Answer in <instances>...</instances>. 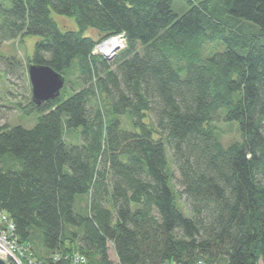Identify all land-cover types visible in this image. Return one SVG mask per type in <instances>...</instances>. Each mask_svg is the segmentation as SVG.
<instances>
[{"label":"trees","instance_id":"obj_1","mask_svg":"<svg viewBox=\"0 0 264 264\" xmlns=\"http://www.w3.org/2000/svg\"><path fill=\"white\" fill-rule=\"evenodd\" d=\"M10 1L0 48L39 35L25 65L65 84L18 100L33 125L0 122V225L39 264H264V0ZM120 33L112 58L94 51ZM219 116L240 139L221 141Z\"/></svg>","mask_w":264,"mask_h":264},{"label":"rangeland","instance_id":"obj_2","mask_svg":"<svg viewBox=\"0 0 264 264\" xmlns=\"http://www.w3.org/2000/svg\"><path fill=\"white\" fill-rule=\"evenodd\" d=\"M0 3H4L7 6H10L11 1L10 0H0ZM188 4L184 0H173L172 1V8L173 10L181 14L184 11L187 10ZM1 15V13H0ZM52 15L55 17V19L59 22L61 28H74L76 27L74 18L63 13H58L56 11H52ZM87 34H91L95 38H99V33L94 28H88L86 30ZM119 36V35H118ZM120 37V36H119ZM39 38V35L37 34H26L24 36V39H9L5 40L1 44V54L3 55V58H0V122H8L10 124H16L21 123L26 126L33 125L36 121L35 114L28 115L25 112H22L16 107V104L18 100H22L23 102H26L28 100L29 92H31V83L29 80L27 65H25L24 60L28 55H32L34 52V44L36 40ZM121 38V37H120ZM118 41L120 42L119 47L115 49V51L110 54L106 55L107 53L101 51V46L104 44V40L100 41L103 42L98 48V52L105 55L107 58H112L116 52L124 47L125 45V39L122 38V42L117 37ZM106 40V39H105ZM8 62V63H7ZM8 65V67L6 66ZM12 66V67H9ZM75 84H77L76 76L71 77ZM71 85V82H69ZM68 83H66V86L63 89V93L70 92L71 87ZM126 120V119H125ZM214 123L216 125V129L218 131L219 138L221 141L225 144L232 142L236 139H240V132L237 128L236 123L229 122L227 120H224L223 117H218L216 120H214ZM126 125V124H125ZM129 123L127 124V126ZM169 149V164L170 168L173 173V182L172 184L176 185L178 188H180V184L178 181L179 172L175 167V164L173 163V160L171 159V153ZM86 196H81L80 205H84V201H86ZM184 195L179 198V207L186 213L190 214V211L188 207L185 204V201H183ZM40 239L37 237L35 240V243L39 246L40 245ZM109 254L110 257L114 260H117V255L110 244L109 248ZM21 259V256L18 255ZM32 260L35 262H39L36 257H31ZM24 260V258H23ZM22 261V260H21ZM74 264H88L86 261H76ZM197 264H205L204 261H199ZM208 264V263H206ZM259 264H263L261 261Z\"/></svg>","mask_w":264,"mask_h":264},{"label":"water","instance_id":"obj_3","mask_svg":"<svg viewBox=\"0 0 264 264\" xmlns=\"http://www.w3.org/2000/svg\"><path fill=\"white\" fill-rule=\"evenodd\" d=\"M111 53H107L110 55ZM31 83V97L37 104L60 94L65 84V75L47 63L30 62L27 65ZM0 264H10L6 257L0 256Z\"/></svg>","mask_w":264,"mask_h":264},{"label":"built area","instance_id":"obj_4","mask_svg":"<svg viewBox=\"0 0 264 264\" xmlns=\"http://www.w3.org/2000/svg\"><path fill=\"white\" fill-rule=\"evenodd\" d=\"M111 37H118L121 42H122V38L125 39L123 33L110 36L107 39ZM103 42L97 44L94 47V51H98L97 49L100 48L99 46ZM1 218L2 221L4 222V225H0V256L6 257L10 262H13L15 264H39V262L38 263L36 261L34 262L31 258L33 257V255L31 253L32 249L30 245L25 243L24 244L19 243L17 237L14 234V228H15L14 222L8 219L6 214H1ZM18 255L21 256V259L19 258ZM78 260L85 261V258L81 257L80 255H76L74 261L76 262Z\"/></svg>","mask_w":264,"mask_h":264},{"label":"bare ground","instance_id":"obj_5","mask_svg":"<svg viewBox=\"0 0 264 264\" xmlns=\"http://www.w3.org/2000/svg\"><path fill=\"white\" fill-rule=\"evenodd\" d=\"M120 42L117 37H112L110 39H106L104 44L101 46V51L105 53H112L117 47H119Z\"/></svg>","mask_w":264,"mask_h":264}]
</instances>
